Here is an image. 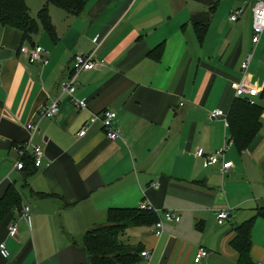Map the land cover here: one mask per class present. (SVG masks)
Here are the masks:
<instances>
[{"label": "crops", "instance_id": "crops-1", "mask_svg": "<svg viewBox=\"0 0 264 264\" xmlns=\"http://www.w3.org/2000/svg\"><path fill=\"white\" fill-rule=\"evenodd\" d=\"M37 1L26 0L30 13L43 6ZM253 1L89 0L78 15L50 5L55 40L40 29L28 41L0 25V197L12 183L30 207L29 222L15 212L0 223L9 251L0 264H83L82 235L104 224L109 209L142 203L157 219L172 211L177 220L164 221L160 236L154 223L123 231V243L148 252L134 264H237L235 230L253 217L250 256L264 264V32L251 41ZM21 46L38 48L41 60L31 63ZM79 52L102 62L77 76L82 109L61 96ZM239 82L258 90L260 125L245 150L226 152L232 167L221 175L206 157L230 137L227 114ZM59 97L58 113L40 118ZM104 109L117 113L116 140L95 118ZM216 109L222 114L211 119ZM29 122L38 124L32 135ZM33 146L43 149V165L13 169L18 148L32 159ZM223 209L229 218L219 225ZM200 247L208 254L195 263Z\"/></svg>", "mask_w": 264, "mask_h": 264}, {"label": "trees", "instance_id": "trees-1", "mask_svg": "<svg viewBox=\"0 0 264 264\" xmlns=\"http://www.w3.org/2000/svg\"><path fill=\"white\" fill-rule=\"evenodd\" d=\"M44 4L36 14H30L26 0H0V25L11 26L23 33L25 40L43 29L52 40H55V27L49 14V6L54 5L68 14H81L89 0H43ZM201 28V27H200ZM202 30L198 28V36L202 38ZM262 107L251 104L245 98H235L227 114V126L232 141L239 151L245 150L256 136L260 125ZM37 169L32 159L24 157V168ZM22 207V194L14 185L9 184L0 197V223L9 215L19 213ZM260 213V212H259ZM254 218H250L236 228L232 245L238 252L237 264H254L250 249L252 244V228ZM157 216L152 211L130 208H111L107 211L105 223L86 231L78 245L87 254L83 264H134L141 255L138 245L125 244L120 235L127 228L149 225L157 222Z\"/></svg>", "mask_w": 264, "mask_h": 264}, {"label": "built area", "instance_id": "built-area-1", "mask_svg": "<svg viewBox=\"0 0 264 264\" xmlns=\"http://www.w3.org/2000/svg\"><path fill=\"white\" fill-rule=\"evenodd\" d=\"M252 11V38L251 41L255 44L259 41L260 36L264 32V0H254L251 7ZM242 14V9H235L229 16V20L234 22ZM19 52L26 55L31 63H35L41 60V53L36 47L21 46ZM250 60V55L246 57L245 62L242 63L241 67L245 70L248 66ZM102 62L94 58V52L83 53L79 52L73 56L71 72L66 80L61 83V96L67 97L75 108L82 109L85 107V103L74 97L76 87H77V76L83 71H90L100 67ZM258 96V90L253 87L246 86L243 82H239L234 91L235 98H245L251 104L255 103V97ZM60 97L52 100L49 104L45 105L39 112L40 118H52L59 111ZM221 110H213L210 113V118L214 119L221 115ZM101 123L103 133L109 140H116L120 138L119 129L116 126L117 113L110 109L102 110L96 117ZM27 130L30 134H34L38 129L37 122H29L26 125ZM86 133V128H81L78 131L79 136H83ZM232 147V141L228 137L224 140L222 146L217 148L212 154L206 157V163L211 165H217L219 167V172L224 175L231 167L232 162L225 160L226 152ZM29 153V151H28ZM27 155V150L23 147H19L17 150V159L13 163V169L22 170L24 168V157ZM30 155L35 167L39 168L43 165L44 152L40 146H33L30 150ZM140 209L146 211L156 212L152 205L147 203H142ZM30 207L22 206L19 211V219H23L29 222ZM229 218L228 210H219L216 214V221L219 225L223 224ZM177 220V216L172 211L163 212L162 218H159L155 223V234L160 236L163 232L164 221L174 222ZM17 233V223L16 221H11L8 225V234L11 237H15ZM0 254L2 257L6 258L9 256V251L5 244L0 243ZM208 252L204 247H200L196 252L194 261L199 263L202 259L207 256ZM142 256L148 257V252H141Z\"/></svg>", "mask_w": 264, "mask_h": 264}, {"label": "rangeland", "instance_id": "rangeland-1", "mask_svg": "<svg viewBox=\"0 0 264 264\" xmlns=\"http://www.w3.org/2000/svg\"><path fill=\"white\" fill-rule=\"evenodd\" d=\"M37 0H35V2H36ZM38 2V1H37ZM36 4H38V3H36ZM36 9H38V8H34V7H31V15H32V17H34V18H36V14H37V12L39 11V9L38 10H36ZM56 10H59V9H56ZM59 12H62V11H59ZM20 190H21V193H23V190L20 188Z\"/></svg>", "mask_w": 264, "mask_h": 264}]
</instances>
